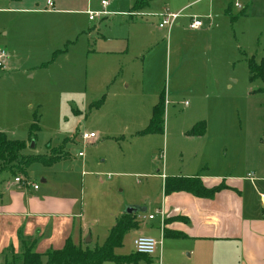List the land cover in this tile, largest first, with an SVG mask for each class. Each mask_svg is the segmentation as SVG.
I'll return each instance as SVG.
<instances>
[{
    "label": "rangeland",
    "instance_id": "obj_1",
    "mask_svg": "<svg viewBox=\"0 0 264 264\" xmlns=\"http://www.w3.org/2000/svg\"><path fill=\"white\" fill-rule=\"evenodd\" d=\"M19 1L0 0V47L12 55L15 50L18 58L0 67V132L25 142L24 154L64 156L52 166L33 162L27 172L40 183L42 172L58 180L65 172L71 185L62 192L77 198L74 213L82 216L75 218L76 226L86 231L76 243L90 248L103 243L114 215L136 205L142 210L139 227L151 228L145 235L160 247L149 261L126 264H238V257L218 256V243L205 247L163 237L146 217H159L162 173L198 172L211 182L220 176L239 182L246 201L260 202L264 82L250 80L247 59L264 57V0H148L138 10L132 8L136 0H109L110 14L94 20L86 10H101V0ZM17 7L64 11L10 9ZM184 7L170 32L159 27L164 13ZM227 8L238 17L231 20ZM245 9L248 15H240ZM194 15L203 26L190 28ZM161 92L167 99L164 132L137 134ZM35 114L39 129L31 134ZM198 120H205L206 133L188 135ZM85 131H94L96 140L85 142ZM0 178L12 174L3 171ZM136 231L127 230L117 254L135 252ZM200 251L211 257L198 256Z\"/></svg>",
    "mask_w": 264,
    "mask_h": 264
},
{
    "label": "crops",
    "instance_id": "obj_2",
    "mask_svg": "<svg viewBox=\"0 0 264 264\" xmlns=\"http://www.w3.org/2000/svg\"><path fill=\"white\" fill-rule=\"evenodd\" d=\"M24 1L22 0V3ZM49 4L52 6L53 1H50ZM10 9L19 11L31 10L37 13L48 14L64 11L63 9H53L50 7L47 9L25 7ZM103 9L104 7L102 6L101 10ZM184 9L185 7L179 11H183ZM88 11L89 9L86 10L87 14ZM129 16L132 18L133 14ZM16 53L13 50L12 55L7 50L6 64L9 65L10 62L17 61ZM163 93L166 100L165 103H167L165 92ZM157 102L158 100L153 103L152 108ZM185 105H188L187 101ZM96 138L91 140V142L96 140ZM63 157L60 154L59 157H56L49 164L41 163L45 166H52ZM3 171L6 170H0V172ZM61 173V178L58 180L50 172H42L39 177L41 183L29 175H21L29 182L27 184L16 182L14 176L9 179L0 178V264H6L11 258L20 255L26 246L32 245L35 247L38 239L42 238L37 248L42 251L46 250L45 252H47L51 249L62 248L70 235H73L75 243L78 235H86L85 229L81 226L78 230V225L76 226L75 222L77 216H82L81 213H74L76 211L77 198L70 197L67 193L62 192L61 188H66L67 185H71V182L66 180L65 172ZM171 175H199L207 187L218 185L224 181L228 187L218 191L213 197H199L186 191H176L170 194H165L163 191L160 205L156 208V214L159 217L155 218V215L154 218L149 219L148 216L153 213H150L147 217L144 215L150 221L149 224L153 226L158 225L163 237L164 230L170 229L186 234L187 237L185 239L199 241L205 247H212L214 246L212 243H218L220 244L218 256L226 260L229 257H238V264H264V198L260 196V202L246 201L244 195L241 193L242 190H238L236 186L239 182H226V178L220 180V176L217 178L218 181L211 182L209 181V175H201L198 172L194 174ZM167 176L170 175L162 173L163 185ZM251 178L249 180L253 181L254 179ZM34 184L38 185L37 189H35ZM240 187L243 188L242 182L240 183ZM128 206L136 205H125L123 211L115 214L114 218L117 220L121 215L125 214ZM139 211L142 210L139 209L134 212L137 221L140 217ZM159 211H163L164 214L161 215ZM156 219H158L157 224L153 222ZM135 228L137 236L145 235L146 231H151V228L144 229L140 228L139 225ZM38 249H35V251L42 254L43 252ZM200 253H204L209 258L211 257V254H208L206 251H200L197 255L199 256Z\"/></svg>",
    "mask_w": 264,
    "mask_h": 264
},
{
    "label": "trees",
    "instance_id": "obj_3",
    "mask_svg": "<svg viewBox=\"0 0 264 264\" xmlns=\"http://www.w3.org/2000/svg\"><path fill=\"white\" fill-rule=\"evenodd\" d=\"M19 1V0H13ZM148 3V0H136L133 9H141ZM231 20L238 16L230 14V9H226ZM242 16L248 15L245 9L241 12ZM55 55V54H54ZM256 55H252L247 59L248 71L250 80L260 78L264 82V57L256 60ZM164 113H165V98L162 92L159 95L158 102L153 106L151 117L147 126L139 130L137 134H155L164 132ZM206 122L200 120L196 122L187 134L190 136H201L206 133ZM39 129L38 118L34 115V120L30 126V133L35 134ZM25 148V142L19 139H12L5 132H0V170L9 171L12 176L18 174L27 176V169L36 161L43 163H51L60 153L55 154L52 158H44L43 155H28L22 151ZM53 155V153H52ZM228 187L226 183L207 187L199 175L192 176H167L163 185L165 194H170L176 191H186L199 197H213L218 191ZM138 226L136 216L132 213L121 215L116 223L112 226L105 241L93 248L88 246L82 247L76 244L68 237L62 248L51 249L45 253V264H102L105 261H113L116 264H126L129 262H138L141 259L150 260V255L134 252L131 255H120L115 252L116 248L122 246L126 231L130 228ZM164 237L185 238L186 234L180 231L165 229ZM6 264H43V255L35 251L33 246H26L22 253L11 258Z\"/></svg>",
    "mask_w": 264,
    "mask_h": 264
},
{
    "label": "built area",
    "instance_id": "obj_4",
    "mask_svg": "<svg viewBox=\"0 0 264 264\" xmlns=\"http://www.w3.org/2000/svg\"><path fill=\"white\" fill-rule=\"evenodd\" d=\"M102 6L104 7L103 10L93 12L91 10L88 11L89 18L91 20L95 19V17L104 15V14H110L109 11L106 10V7L109 5V0H102L101 1ZM182 16V11H178L175 13H164L162 16V21L159 24V27L165 28L167 27V30L170 32L174 24L177 22V20ZM203 21L200 20L198 17L193 16L192 20L190 22V28L196 29L201 26H203ZM7 50L3 47H0V67H6V58H7ZM82 139L87 142L95 139L97 137V134L95 132H83L81 134ZM83 152H79V156H83ZM251 178V176H250ZM253 179V178H251ZM15 181L19 183H29L27 182L22 176H16ZM35 189L38 188L37 184H34ZM262 198H264V194H262ZM161 215L164 214L163 211H159ZM149 219H152L155 217L154 214H150ZM134 247L135 251L141 254L146 255H153L156 254L160 247V242L154 238L153 236H147V235H139L134 239Z\"/></svg>",
    "mask_w": 264,
    "mask_h": 264
},
{
    "label": "water",
    "instance_id": "obj_5",
    "mask_svg": "<svg viewBox=\"0 0 264 264\" xmlns=\"http://www.w3.org/2000/svg\"><path fill=\"white\" fill-rule=\"evenodd\" d=\"M139 208L135 207V206H128V208H126V213H132L134 214V212L138 211Z\"/></svg>",
    "mask_w": 264,
    "mask_h": 264
}]
</instances>
